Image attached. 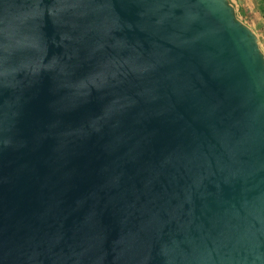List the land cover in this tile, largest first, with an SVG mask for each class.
I'll use <instances>...</instances> for the list:
<instances>
[{
	"label": "water",
	"instance_id": "obj_1",
	"mask_svg": "<svg viewBox=\"0 0 264 264\" xmlns=\"http://www.w3.org/2000/svg\"><path fill=\"white\" fill-rule=\"evenodd\" d=\"M0 264H264V55L229 0H0Z\"/></svg>",
	"mask_w": 264,
	"mask_h": 264
},
{
	"label": "rangeland",
	"instance_id": "obj_2",
	"mask_svg": "<svg viewBox=\"0 0 264 264\" xmlns=\"http://www.w3.org/2000/svg\"><path fill=\"white\" fill-rule=\"evenodd\" d=\"M237 18L257 36L258 46L264 55V0H229Z\"/></svg>",
	"mask_w": 264,
	"mask_h": 264
},
{
	"label": "trees",
	"instance_id": "obj_3",
	"mask_svg": "<svg viewBox=\"0 0 264 264\" xmlns=\"http://www.w3.org/2000/svg\"><path fill=\"white\" fill-rule=\"evenodd\" d=\"M236 16H238L237 12H236Z\"/></svg>",
	"mask_w": 264,
	"mask_h": 264
}]
</instances>
